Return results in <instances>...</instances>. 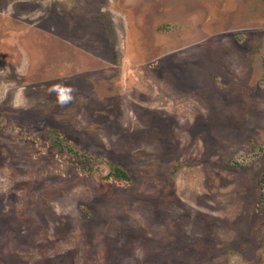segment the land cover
I'll return each mask as SVG.
<instances>
[{
  "label": "rangeland",
  "instance_id": "rangeland-1",
  "mask_svg": "<svg viewBox=\"0 0 264 264\" xmlns=\"http://www.w3.org/2000/svg\"><path fill=\"white\" fill-rule=\"evenodd\" d=\"M263 169L264 0H0V264H264Z\"/></svg>",
  "mask_w": 264,
  "mask_h": 264
},
{
  "label": "trees",
  "instance_id": "trees-1",
  "mask_svg": "<svg viewBox=\"0 0 264 264\" xmlns=\"http://www.w3.org/2000/svg\"><path fill=\"white\" fill-rule=\"evenodd\" d=\"M115 172L118 175H120V176L125 178V174L122 171L116 169ZM260 182H261V186H262L261 200L263 201V204H264V169H263L262 174H261Z\"/></svg>",
  "mask_w": 264,
  "mask_h": 264
},
{
  "label": "flooded vegetation",
  "instance_id": "flooded-vegetation-1",
  "mask_svg": "<svg viewBox=\"0 0 264 264\" xmlns=\"http://www.w3.org/2000/svg\"><path fill=\"white\" fill-rule=\"evenodd\" d=\"M116 169H118V168H115L114 171H115ZM118 170H120V169H118ZM120 171H122V170H120ZM122 172L125 174V178L122 177V176H120V175H118L116 172H115V174H116V176H118V177H120V178H122V179H124V180H128L129 177L127 176V174H126L124 171H122Z\"/></svg>",
  "mask_w": 264,
  "mask_h": 264
}]
</instances>
